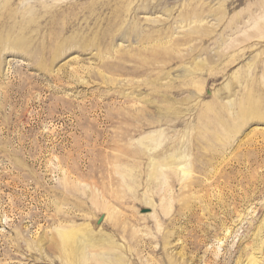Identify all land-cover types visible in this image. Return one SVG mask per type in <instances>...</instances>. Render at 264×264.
I'll use <instances>...</instances> for the list:
<instances>
[{
  "label": "rangeland",
  "instance_id": "rangeland-1",
  "mask_svg": "<svg viewBox=\"0 0 264 264\" xmlns=\"http://www.w3.org/2000/svg\"><path fill=\"white\" fill-rule=\"evenodd\" d=\"M258 1L0 0V264H67L66 225L133 264H264Z\"/></svg>",
  "mask_w": 264,
  "mask_h": 264
},
{
  "label": "bare ground",
  "instance_id": "bare-ground-1",
  "mask_svg": "<svg viewBox=\"0 0 264 264\" xmlns=\"http://www.w3.org/2000/svg\"><path fill=\"white\" fill-rule=\"evenodd\" d=\"M149 5H150V3H149ZM158 5H161V4L158 3ZM186 6H188V5H186ZM250 6H248V8H246V10L242 11V12H246V14H248V16H249V18H247V16H246V18L248 20H246L244 18V20H246L245 23H248L249 26L251 25L250 27H247L248 25L245 26V24L243 22L244 26L246 28H250V29L246 30L244 27V29L246 31L243 29L245 32L241 33V34H243L242 37L245 39H248L254 35H257V36L259 35L260 38H264V0H259L257 2L256 6L254 7L255 10H254V8L251 9ZM151 7H154V5ZM214 13H215V11H214ZM223 13H225V12H223ZM240 14H242V13H240ZM222 15L223 14H221V16ZM240 17H241V15H240ZM237 21H239V20H236V19L232 20V18H231V21L229 22L228 25L234 26ZM237 25H238V23H237ZM234 34H236V33H234ZM231 38H233V37H231ZM234 38H235V36H234ZM226 49H227V47H226ZM150 141H151V144L153 141V145H155V148H156V146H157V144L155 143L156 139L155 140L153 139ZM184 161H185V159L183 157L176 159V162H178V163H182V162L184 163ZM186 167L187 166H183V168H182L184 170V172L187 171ZM151 169L153 170V174L157 173V172H158V174H159V172L161 173V170L158 171L157 165H155V164H152ZM151 216L155 217V215L153 213L151 214ZM92 228L89 226L75 227L73 225H69V226L66 225L64 227L60 226L59 228L56 227L51 239L49 241L48 240L47 241H48V244L50 242V246H52L57 251V253H59V255H61L63 258H65L67 264H133V262H132L133 259H131V258L128 259L124 256V254L122 253V247H120V245H118L116 243L112 234L110 235V234L104 233L101 230L94 232L92 230ZM26 244H28V243H26ZM18 246H20V245H18ZM27 246H29V245H27ZM132 252L133 251H130L131 254H132ZM251 253L252 254H250V257L247 258V264H259L258 259H256V257L253 256V252H251ZM237 263L241 264L243 262H242V260L239 259L237 261Z\"/></svg>",
  "mask_w": 264,
  "mask_h": 264
}]
</instances>
